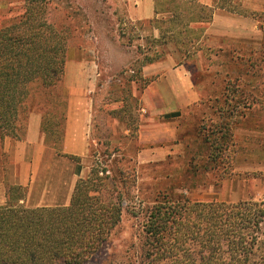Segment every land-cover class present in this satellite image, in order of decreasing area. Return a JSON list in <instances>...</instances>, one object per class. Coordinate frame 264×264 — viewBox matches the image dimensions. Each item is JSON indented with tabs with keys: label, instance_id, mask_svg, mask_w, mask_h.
I'll list each match as a JSON object with an SVG mask.
<instances>
[{
	"label": "rangeland",
	"instance_id": "374dc122",
	"mask_svg": "<svg viewBox=\"0 0 264 264\" xmlns=\"http://www.w3.org/2000/svg\"><path fill=\"white\" fill-rule=\"evenodd\" d=\"M231 7L241 13L248 12L237 3ZM29 9L33 17L51 25L66 38L67 63L78 61L80 55V60L87 59L91 65L88 78L93 85H88L85 91L83 109L87 113L84 129L88 147L83 150L85 155L63 153L69 105L65 80L58 93L65 97L60 104L66 101L61 109L66 119L60 120V116L56 119L55 110L47 108L49 122L46 126L49 129L59 126L55 135L52 133L47 137L41 127L47 146L57 150L59 155L75 158L71 160L77 165L79 180H92L91 189L97 191L92 193L93 196H99L103 205L121 206L117 227L86 264H140L139 249L145 244L143 230L147 212L157 200H162L160 192L169 197L185 196L203 203L236 204L264 200V37L258 41L259 45L249 48L223 46L225 51L235 49L240 52L239 60L247 63L238 66V75L229 79H225V73L219 78L212 76L219 68L212 66L214 59H207L205 53L184 61L194 85L197 82L195 89L200 95L194 108L202 103L201 107L205 108H200L202 114L211 107L209 117L212 116V121L205 122V125L212 129L222 126L231 133V149L221 153L222 166L210 177L202 174L205 179H201L200 174L201 178H196V182L188 183L183 142L184 137L196 138L198 133L196 121L189 115L191 107L179 120L177 143L183 147L175 150L167 160L149 161L147 150L150 152L153 148H145L139 143V131L141 115L145 111L143 93L146 81L150 82V79L137 73L146 56L163 54L164 59L174 57L177 63L181 62L182 57L176 49L184 50L178 42L187 40L182 37L172 39L169 31L173 27L164 20L150 25L133 23L116 0H0V29L18 24ZM183 15L186 16L187 12L184 11ZM155 29H160L165 37L154 38ZM197 46L204 51L219 49L205 42ZM77 48L88 52L76 53ZM251 51L258 54L255 56ZM224 60L221 58L218 62ZM207 66L211 67L210 73L205 72L209 69ZM237 77L238 84H235ZM223 80L231 82L229 87L223 85ZM216 81L218 85H212ZM224 88L228 102L219 94ZM216 98L220 100L216 102ZM33 114L41 115L39 111ZM189 138L185 142L191 140ZM204 156L207 158V153Z\"/></svg>",
	"mask_w": 264,
	"mask_h": 264
},
{
	"label": "trees",
	"instance_id": "16d2710c",
	"mask_svg": "<svg viewBox=\"0 0 264 264\" xmlns=\"http://www.w3.org/2000/svg\"><path fill=\"white\" fill-rule=\"evenodd\" d=\"M181 10L189 12L188 19H180L182 13L178 12L165 23L173 27L169 31L172 39L187 40L178 42L184 50L176 49L182 61L202 52L207 59H214V68H219L212 73L213 77L219 78L221 73H225V79L238 75L237 67L247 64L239 60L240 52L197 48L203 33L191 25L211 22L213 9L185 6ZM229 10L239 13L233 7ZM245 14L261 21L264 28V14L251 11ZM67 52L66 38L51 25L33 17L31 9L18 24L0 29V129L3 132L22 140L31 115L39 111L42 133L46 137L56 134L57 123L55 129L52 126L54 130L46 126L49 122L46 109H54L56 119L59 116L60 120L66 119L61 110L66 101L60 104L65 97L58 93V88L65 80ZM162 56H146L137 73L142 77L143 67L160 61ZM221 58L225 60L219 63ZM207 67L205 72L210 73L211 67ZM238 80L237 77L235 84ZM229 83L223 80L225 87ZM219 94L228 102L226 88ZM219 94L214 90V95ZM219 100L216 98V102ZM201 106L202 103L191 107L189 114L196 121L197 137L189 135L191 138L184 137L183 142L188 183L196 182L202 174L209 177L214 174L222 166L221 153L231 149L230 131L222 126L207 127L205 122L212 121L211 107L200 114V108H204ZM188 138L191 140L185 142ZM193 148L199 149L193 151ZM203 175L201 179H205ZM92 183V180H78L69 207H0V264H86L110 238L121 217V206L103 205L99 196L92 195L97 193L91 189ZM165 194L160 192L162 200H157L147 212L145 244L139 249L140 264H264V200L203 203Z\"/></svg>",
	"mask_w": 264,
	"mask_h": 264
},
{
	"label": "crops",
	"instance_id": "0c3cea01",
	"mask_svg": "<svg viewBox=\"0 0 264 264\" xmlns=\"http://www.w3.org/2000/svg\"><path fill=\"white\" fill-rule=\"evenodd\" d=\"M116 1L130 21L145 25L154 21H169L176 13H184L181 9L185 6L213 9L211 22L195 23L191 27L202 31L201 43L219 49H223L224 45L249 48L259 45L258 41L264 37L261 21L229 10L237 3L247 11L264 14V0ZM188 17L181 15L180 19ZM160 35V29H155L153 37ZM75 52L82 54L88 50L77 48ZM78 59L69 61L65 68L69 105L63 153L74 156L85 155L83 150L88 147L84 129L87 115L83 110L84 96L88 85H93L88 78L92 72L90 61L80 60V55ZM142 75L150 82L143 93L145 111L141 115L139 143L145 148H153L150 152L147 150L149 161L159 162L167 160L175 150L183 147L177 143L179 120L185 110L199 102L200 95L185 62L177 63L174 57L146 65ZM41 127V115L32 114L27 134L22 140L14 139L0 129V207L36 209L71 205L79 180L77 165L47 146Z\"/></svg>",
	"mask_w": 264,
	"mask_h": 264
}]
</instances>
